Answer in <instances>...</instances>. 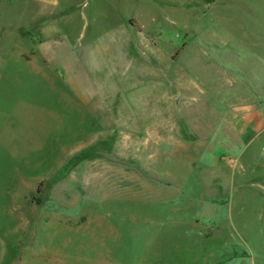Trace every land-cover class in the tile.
I'll list each match as a JSON object with an SVG mask.
<instances>
[{"label": "rangeland", "instance_id": "374dc122", "mask_svg": "<svg viewBox=\"0 0 264 264\" xmlns=\"http://www.w3.org/2000/svg\"><path fill=\"white\" fill-rule=\"evenodd\" d=\"M247 1L0 0V264H264Z\"/></svg>", "mask_w": 264, "mask_h": 264}, {"label": "crops", "instance_id": "0c3cea01", "mask_svg": "<svg viewBox=\"0 0 264 264\" xmlns=\"http://www.w3.org/2000/svg\"><path fill=\"white\" fill-rule=\"evenodd\" d=\"M32 1H36V2H40L41 4H51V5H56L58 3V0H32ZM237 1V0H236ZM240 4H245V2H248L247 0H239ZM163 2V1H162ZM172 2H174L173 4L175 5H181L184 8L188 7V8H193L194 10L196 9V11L200 12V13H205L208 14V12L211 14H215V16H217V14L219 16L224 15L220 12H229L226 16L231 14V10H235L234 5L236 6L235 0H172ZM246 5V4H245ZM213 14V15H214ZM232 15V14H231ZM234 26H237L238 24L233 23ZM232 24V25H233ZM228 26V25H227ZM239 27V25H238ZM241 28V26H240ZM241 36V35H240Z\"/></svg>", "mask_w": 264, "mask_h": 264}]
</instances>
